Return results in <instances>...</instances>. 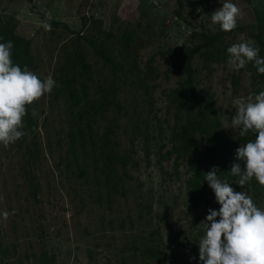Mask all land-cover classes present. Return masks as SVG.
<instances>
[{"label": "rangeland", "instance_id": "rangeland-1", "mask_svg": "<svg viewBox=\"0 0 264 264\" xmlns=\"http://www.w3.org/2000/svg\"><path fill=\"white\" fill-rule=\"evenodd\" d=\"M224 2L0 0V24L9 21L28 42V69L56 82L30 106L38 112L31 114L33 132L24 120L26 135L7 148L0 144V264H201V223L220 205L209 188L191 209L188 180L209 164L213 134L230 147L239 136L231 129L232 100L264 91V76L252 63L239 71L226 64L233 43L258 48L256 11L264 0H230L241 15L229 33L210 17ZM208 37L213 45L191 61L200 117L199 105H186V58ZM70 87L81 95L84 89L88 99L73 105ZM175 102L183 103L178 122ZM191 114L202 134L194 135L189 155L169 156ZM87 118L100 145L115 159H130L127 176L114 159L109 184L88 160L68 153L69 130ZM31 181L39 187L35 196ZM229 183L264 209L255 179L243 188Z\"/></svg>", "mask_w": 264, "mask_h": 264}, {"label": "clouds", "instance_id": "clouds-1", "mask_svg": "<svg viewBox=\"0 0 264 264\" xmlns=\"http://www.w3.org/2000/svg\"><path fill=\"white\" fill-rule=\"evenodd\" d=\"M222 5L210 17L221 31L229 33L237 27L241 10L230 0ZM43 26L50 30V25ZM13 47L12 41L0 43V144L5 148L26 135L23 129L28 107L51 93L56 84L51 76L42 80L27 66L22 69L14 64ZM227 54L226 64L230 69L239 71L252 63L257 73L264 75V58H259V49L251 42L233 43L227 48ZM232 104L235 115L231 129L239 130L241 137L253 133L255 139L236 149L238 162L228 173L239 177L237 184L242 188L255 179L264 189V91L235 98ZM31 114L38 116L35 109ZM219 172L218 167H213L204 174L220 207L218 211L209 209L201 223L205 233L198 242L200 262L264 264V209L258 207L247 192L235 191L227 179L217 174ZM2 215L6 220L9 213L5 211Z\"/></svg>", "mask_w": 264, "mask_h": 264}, {"label": "trees", "instance_id": "trees-1", "mask_svg": "<svg viewBox=\"0 0 264 264\" xmlns=\"http://www.w3.org/2000/svg\"><path fill=\"white\" fill-rule=\"evenodd\" d=\"M256 19L259 21V29L262 33H257L254 38L256 39L257 46L259 48V57L264 58V8L260 11H256ZM262 23V24H261ZM10 23L7 21L4 24H0V37L3 39L0 40V43L12 41L14 47L12 49V60L14 64H18L23 69L24 66L29 64L30 56L28 52V42L24 39L16 36L13 34ZM128 37L125 35L122 37V42H126ZM123 44V43H122ZM213 45V38L208 37L206 42L198 45L195 49L189 50L188 56L186 58V69L188 72L187 82L190 89V94L186 98V105L191 106L199 105L198 114L202 117V110L200 107L199 100L197 99L196 88L193 85V70H192V59L193 57L203 48L209 47ZM103 55V53H100ZM108 61L110 59L108 58ZM111 62V61H110ZM257 76L263 78L264 75L258 74ZM233 86H237L238 78L232 80ZM83 95L79 91L74 88H69V100L73 105L81 104L83 101L87 100L88 97L85 94L83 89ZM175 96V95H174ZM167 99L172 101L171 96L167 95ZM175 100V99H174ZM176 101V100H175ZM176 106L178 107L176 117L177 122L181 120L180 118V110H182V102H175ZM26 121L25 124L28 127L30 133L33 132V125H32V117L30 106L27 110V115L24 117ZM202 128L198 123L195 115H188L187 119L181 126L179 131H176V138L179 143V147L176 149H172V153H168L170 156L171 154H176L179 159L184 156H187L191 153L192 146L195 144V134L199 133L202 134ZM217 136L216 141H210L208 144L209 147V164L206 168H198L193 173V175L188 180V185L190 187V195H189V202L190 208L194 209L203 199L204 196L208 193L209 185L206 180H204V174L209 172L213 167H218L220 172L217 173L221 175L222 179H227L228 182L230 180L238 181L239 177L231 176L228 172L231 171V167L234 163H237L236 160V149L243 143L248 142L249 140L255 139V134L249 133L247 136L241 137L240 135L234 139L233 145H227L224 143V140L220 135L213 134L210 138L214 139ZM69 137V148L68 153L73 155L75 160L81 156L83 159L88 160L90 164L93 166L95 173L98 176H105L106 182L111 183L113 181L114 176V153L111 152L110 148L107 147L106 144L102 143L101 145L98 142L96 132L94 130L93 124L90 118H87V123L84 126H78L75 128H71L68 133ZM115 161L120 164V169L122 173L127 176L129 170V162L130 159L122 155L119 158H116ZM32 188V195L35 196L39 190V187L33 182H30ZM44 261H47L46 257L44 256Z\"/></svg>", "mask_w": 264, "mask_h": 264}]
</instances>
